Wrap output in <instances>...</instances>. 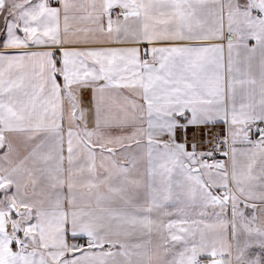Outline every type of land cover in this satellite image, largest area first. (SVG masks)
<instances>
[{"label": "snow or ice", "instance_id": "snow-or-ice-1", "mask_svg": "<svg viewBox=\"0 0 264 264\" xmlns=\"http://www.w3.org/2000/svg\"><path fill=\"white\" fill-rule=\"evenodd\" d=\"M0 264H264V0H0Z\"/></svg>", "mask_w": 264, "mask_h": 264}]
</instances>
